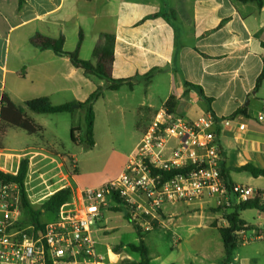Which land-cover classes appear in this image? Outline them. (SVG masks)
Returning a JSON list of instances; mask_svg holds the SVG:
<instances>
[{
  "label": "crops",
  "instance_id": "1",
  "mask_svg": "<svg viewBox=\"0 0 264 264\" xmlns=\"http://www.w3.org/2000/svg\"><path fill=\"white\" fill-rule=\"evenodd\" d=\"M28 28L36 30L30 33ZM81 31L82 59H92L100 34H113V78L130 79L133 86L146 83L147 100L140 108L149 121L143 135L158 110L149 93L167 78L163 103L175 97L174 114L192 120L210 114L218 121L213 129L229 168L252 164L264 169V120L258 119L264 112V81L257 84L264 71V0L261 6L239 0H25L21 10L19 0H0V109L4 94L16 105V99L25 103L41 97L52 103L69 96L65 103L84 102L96 83L68 58L30 43L36 33L63 36L64 50L72 52ZM147 75H151L149 82ZM186 83L201 87L212 99L211 106ZM226 120L232 121L230 126L224 125ZM241 124L246 126L243 131ZM22 160L14 170L0 169L15 174ZM230 179L233 184L264 190V177L231 171ZM255 211L251 217L242 211L240 218L257 231L264 225V214ZM161 217L163 227L167 218L163 209ZM221 222L215 228L227 226L220 214ZM220 240L215 243L224 253L219 264L225 258L221 236ZM107 247L111 261L120 258L114 247ZM229 264H264V240L238 245Z\"/></svg>",
  "mask_w": 264,
  "mask_h": 264
},
{
  "label": "rangeland",
  "instance_id": "2",
  "mask_svg": "<svg viewBox=\"0 0 264 264\" xmlns=\"http://www.w3.org/2000/svg\"><path fill=\"white\" fill-rule=\"evenodd\" d=\"M28 29L30 33L36 30ZM133 87L124 86L117 93L105 91V97L94 104L95 146L92 148L85 144V109L77 108L73 115L36 114L25 107L24 99L15 100L25 107L31 119L43 126L44 131L30 135L18 128H3L0 132V167L14 170L18 160L25 158L30 161L25 189L32 209L40 213L36 217L39 223L46 224L78 214L82 209L80 189L99 187L123 172L149 121V115L140 108L147 100L146 83ZM168 89L167 78L152 86L149 96L158 109L156 115L166 107L163 101ZM69 97H59L53 103L63 104ZM72 127L82 129L77 132V144L71 141ZM15 148H23L25 152H10ZM63 189L72 192L63 208L57 212L45 210L50 198ZM217 209L215 203L208 199L165 205L163 210L167 218L164 226L151 230L144 238L151 264H219L224 256L223 250L219 251L215 246V243H221L220 233L211 226L222 225L220 214L222 219L223 214ZM247 211V217L256 213L255 209ZM93 230L97 251L105 256V264H113L109 262L107 246L114 247L120 254V261L115 264L140 261L139 254L129 248L131 244H138L139 237L125 211L104 210Z\"/></svg>",
  "mask_w": 264,
  "mask_h": 264
},
{
  "label": "built area",
  "instance_id": "3",
  "mask_svg": "<svg viewBox=\"0 0 264 264\" xmlns=\"http://www.w3.org/2000/svg\"><path fill=\"white\" fill-rule=\"evenodd\" d=\"M258 119L264 120V112ZM217 123L210 114L192 120L161 108L116 179L80 189L78 214L40 223L41 227L26 221L21 185L0 179V264H105L93 228L104 210L122 205L131 209V220L145 231L154 230L153 223L163 225L166 204L212 200L227 226L225 217L235 205L258 199L264 206V190L225 183V156L213 129ZM231 123L224 121L225 126ZM245 128L239 125L241 131ZM166 173L175 174L166 179ZM235 235L238 245L264 240V225L254 231L245 224ZM119 261H111L110 255V263Z\"/></svg>",
  "mask_w": 264,
  "mask_h": 264
},
{
  "label": "trees",
  "instance_id": "4",
  "mask_svg": "<svg viewBox=\"0 0 264 264\" xmlns=\"http://www.w3.org/2000/svg\"><path fill=\"white\" fill-rule=\"evenodd\" d=\"M241 2H256L260 6L263 4V0H239ZM25 0H19V9L23 7ZM30 43L40 49V50H51L57 56L65 57L70 60L72 65L83 72L86 78L94 81L96 83V89L90 96L84 101L79 102L80 108L85 109V126L83 132L85 135V144L88 147L95 146V120L96 115L94 111V104L101 99L105 91L117 92L122 87L128 86L133 88V84L130 79H114L112 72L114 66L115 58V36L113 34L102 33L99 35L93 52L91 60H84L80 57L81 49L84 43V34L81 31L79 34V39L77 46L74 51L67 52L64 50L65 38L63 36L59 38H51L40 33H36L31 37ZM146 81L151 80V75H147ZM264 81V71L258 78V85ZM99 82H103L100 84ZM187 86L193 87L198 90L200 97L204 100L208 106H211L212 99L208 98L201 87L186 83ZM75 103H64L60 105H54L51 100L47 97L35 98L28 100L24 103L25 107L36 114H74L76 109L73 108ZM166 108L169 113H174L177 106V99L175 97H170L165 102ZM25 107L16 105L10 98L4 94L1 100L0 109V132L5 127H14L27 132L30 135L40 134L44 131L43 127L38 125L31 119L25 111ZM242 113L237 111L236 114ZM82 130L81 127L71 128V141L74 144L78 143L77 132ZM30 161L28 159H23L19 165V168L15 174L8 173L0 169V179L6 181L17 182L21 185L23 189V199L22 204L26 214V221L33 223L41 227V224L37 221L36 217L40 214L32 209L26 195L25 181L29 173ZM231 171L234 172H246L254 178L264 177V169L257 168L252 164H247L238 168H229L226 163L222 165L221 173L226 184H233L230 179ZM175 173H166L165 178H170ZM71 190L63 189L56 192L50 200L45 205V210L57 212L60 211L63 206L68 202L71 197ZM257 209L264 212V206L261 205L258 199H253L238 205H235L231 211L226 215V220L228 221V226L218 228L221 239L224 244L225 258L222 260L221 264H229L235 250L238 247L237 238L235 232L240 230L245 222L241 220L240 213L245 210ZM114 211L123 210L126 212V218L133 224L138 237V244H131L129 248L132 252L139 254L140 261L131 264H151V259L149 256V249L145 243V234L150 231L143 230L137 222L131 220V209L127 205H122L113 209ZM219 212L220 209H217ZM145 217H147L145 215ZM155 229H160L156 223H153ZM217 227L216 224H213ZM121 249V247H120Z\"/></svg>",
  "mask_w": 264,
  "mask_h": 264
},
{
  "label": "water",
  "instance_id": "5",
  "mask_svg": "<svg viewBox=\"0 0 264 264\" xmlns=\"http://www.w3.org/2000/svg\"><path fill=\"white\" fill-rule=\"evenodd\" d=\"M80 107H81L80 104H76V105L73 106L74 109H77V108H80Z\"/></svg>",
  "mask_w": 264,
  "mask_h": 264
}]
</instances>
